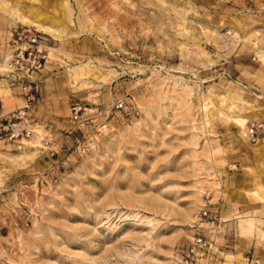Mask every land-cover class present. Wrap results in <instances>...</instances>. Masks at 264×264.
Listing matches in <instances>:
<instances>
[{
    "label": "rangeland",
    "instance_id": "1",
    "mask_svg": "<svg viewBox=\"0 0 264 264\" xmlns=\"http://www.w3.org/2000/svg\"><path fill=\"white\" fill-rule=\"evenodd\" d=\"M34 37L31 134H0V264H186L198 232L209 264H264V147L234 121H264V0H0L4 113Z\"/></svg>",
    "mask_w": 264,
    "mask_h": 264
},
{
    "label": "built area",
    "instance_id": "2",
    "mask_svg": "<svg viewBox=\"0 0 264 264\" xmlns=\"http://www.w3.org/2000/svg\"><path fill=\"white\" fill-rule=\"evenodd\" d=\"M37 41V37L31 39L32 45L30 47H20L16 55L10 60L9 68L12 71V85L21 84L24 90L26 89V103L24 107L19 111H12L4 113L2 111V104L0 103V134L9 135L11 138L18 137L23 131L27 135L31 134V131L27 128L18 130V122L26 114L27 109L30 108L31 103L34 100L32 89V81H30V71H37L43 67L44 57L39 55L33 48V45ZM123 104L121 103L120 106ZM81 108L77 105L72 107L74 119H79V112ZM247 137L252 143L258 141V139L264 136V121L259 119L250 120L247 124ZM204 215L208 214L207 210L203 211ZM212 243L206 240L201 233H195L187 249L185 255L186 264H198L201 262H209L212 260Z\"/></svg>",
    "mask_w": 264,
    "mask_h": 264
},
{
    "label": "bare ground",
    "instance_id": "3",
    "mask_svg": "<svg viewBox=\"0 0 264 264\" xmlns=\"http://www.w3.org/2000/svg\"><path fill=\"white\" fill-rule=\"evenodd\" d=\"M22 21V19H21ZM26 24H29L30 26H35L37 27V29L43 33H49V34H55L56 30L55 28L48 24V22L46 23H39L35 20H30V19H26ZM62 24V23H61ZM6 65L4 64V67H3V71L6 70ZM9 68V67H8ZM234 121L238 124L239 127H241L243 130H245V136L246 138L248 139L247 137V123L249 122V119L245 116H237L234 118ZM264 136L260 137L256 143V147L257 148H263L264 147Z\"/></svg>",
    "mask_w": 264,
    "mask_h": 264
}]
</instances>
